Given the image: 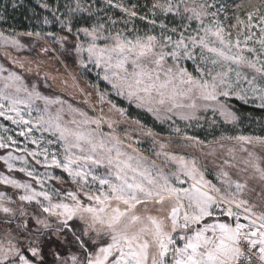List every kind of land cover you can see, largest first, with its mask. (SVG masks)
<instances>
[{"label": "snow or ice", "instance_id": "6c2138e0", "mask_svg": "<svg viewBox=\"0 0 264 264\" xmlns=\"http://www.w3.org/2000/svg\"><path fill=\"white\" fill-rule=\"evenodd\" d=\"M103 2L123 14V28L116 29L119 21L107 12V20L101 19L98 13L105 9L87 0H67L62 6L59 0H37L52 16L42 23L58 25V32H0V55L13 66L0 64V117L20 126L18 137L37 145L35 150L17 148L18 156H0L10 171L19 161L16 170L29 178L0 176V184L22 190L15 208L12 197L0 192V264H264V212L257 215L239 198L246 185L221 168L222 191L194 158L165 152L157 164L136 149L128 151L115 128L128 120L127 109L111 99L114 94L161 122L174 116L203 119L197 113L211 110L235 124L237 116L227 103L233 96L248 103L251 95L264 109V0H150L143 14L136 3ZM137 20L146 27L137 26ZM193 21L196 27L189 31ZM37 48L44 55L74 53L80 68L99 70L111 92L91 83L92 91H86L75 77L71 84L94 113L99 106L96 115L42 95L14 70L39 75L45 63L39 54L35 60L13 55ZM185 61L193 62L195 75ZM35 100H42L44 108L34 109ZM50 105H58L54 113ZM105 105L120 120L107 116ZM132 123L144 131L139 120ZM104 124L110 131L103 130ZM33 130L42 134L39 139ZM125 135L132 139L128 129ZM227 139L238 144L229 154L246 153L245 165L264 181L261 157L254 151L264 152V135ZM9 142L18 145L11 135H0V148ZM26 156L43 171L30 167ZM25 204L33 206L31 211ZM241 209L247 223L241 222Z\"/></svg>", "mask_w": 264, "mask_h": 264}, {"label": "rangeland", "instance_id": "374dc122", "mask_svg": "<svg viewBox=\"0 0 264 264\" xmlns=\"http://www.w3.org/2000/svg\"><path fill=\"white\" fill-rule=\"evenodd\" d=\"M48 2L55 4L56 0H48ZM59 2L62 6L67 2V0H59ZM13 3H15L17 7L13 8ZM26 3L30 5L28 9L30 16L29 20L27 19L26 21H21L17 24L15 23L16 21L14 19H8L12 11L19 7L23 9ZM87 3H94L96 8L105 9L104 12L98 13L101 19L105 21L107 20V16L105 15V12H107L108 14L112 15L114 19L119 21V23L116 25V29L124 27L122 22L123 14L120 13L119 10H109L104 4L103 0H87ZM125 3H136L140 5L141 7L139 11L141 14H143L147 11L143 5L145 3H150V0H125ZM189 3H191V0H189ZM33 7L37 8L35 9ZM61 11H64L63 7H61ZM44 16H48L50 19L52 18L51 13L48 10L39 7L37 0H0V17H2V19H0V32H4L6 35L11 34L14 31L21 32L28 30L58 32V25H44L42 23ZM88 22L91 23V21ZM169 23L170 25L173 23L171 17L169 18ZM174 23L179 24V18H177ZM136 24L141 28L146 27L144 23L139 20L136 21ZM129 27H131V25H129ZM195 27L196 22L193 21L192 27L189 29V31ZM158 31L159 30L157 29V32ZM37 54H39L40 59L45 61V63L41 65V71L39 75H37L35 71L32 73H25L18 68L14 69L25 77V82L29 86L35 83L37 90L44 96H48L50 98L59 97L62 100L72 103L75 107L83 108L89 113V115H96L98 113L99 106H97V112L94 113L89 105H85L83 103V96L80 95L76 89L72 88L71 84L73 82L72 78L75 77L80 87L85 88L86 91H92V89L88 87V83H91L98 84L101 90L108 89L109 92H111L110 85H107L105 81L98 77L97 72L99 70L92 66H90V71L80 68L76 64V57L74 53L72 55H62L60 52L52 50L47 55H44L39 53L38 48L33 52H13L14 56L29 57L33 60L36 59ZM0 64H3L9 69L13 68V66L3 57V55H0ZM184 66H186L189 71L193 72L194 75L196 74L195 66L193 65L192 61H185ZM31 67L35 69V63L32 64ZM45 73L49 74L48 79L44 78ZM3 75H7V73H3ZM64 81H67L68 83L65 84ZM0 86H2V82H0ZM93 97H95V94H93ZM111 99L117 104L118 107L127 109L128 120L116 124L115 128L116 135L123 140L124 146L128 151L136 149V151L141 156L147 158L149 163L151 161H156L157 164L162 162L164 159L163 153L165 152L177 156H185L188 159L194 158L197 161L198 167L201 170H206V179L212 181V183L216 184L217 187H220L222 191L226 188V185H224L221 180L217 178V174L219 173L220 169L223 168L229 173L231 180L238 181L246 185L243 191L239 193V198L248 202L246 206L252 208L253 212H255L257 215H259L261 212H264V181L259 179V175L255 173L251 167H247L245 165L244 160L247 159L246 153L236 151L233 154L235 159H233V155L229 154L228 149L238 148V144L235 140L227 139L229 136L237 135H264V118H255L253 122L258 123L261 126H259L257 129H253L247 125H242V119L239 118V113L236 110L237 104L235 103V100L243 103L246 106L260 108L257 106L259 104L258 100L251 97V95L249 96L248 103H244L243 101L236 99L235 96L229 98L227 103L237 116V122L232 124L225 123L223 118L220 117L219 113H216L215 116H213L211 110L207 112L201 110L197 113V116L203 117V119H193L191 121H187L179 120L174 116L172 120L161 122L156 120L150 113L144 111L143 109L136 108L134 105L129 104L126 100L115 96L114 94H111ZM57 107L58 105H50L49 112L54 113ZM35 108L43 109L44 102L42 100H35L34 109ZM104 109L107 116H110L114 120H120L117 114L108 112L107 105L104 106ZM24 114L25 117L28 118L26 110L24 111ZM37 115L38 113L34 110L32 112V117L35 118ZM133 120H139L144 126V131H140L138 126L132 123ZM173 121H175V123H173ZM0 125H3L9 130L5 134L3 129H0V135H4L5 139L7 135H11L18 141V145L16 146L11 145L9 142V147L0 148V156L6 157L9 152H12L14 156H18L21 153L17 150V148L28 147L33 150L37 148V145L26 141L24 137L17 136L20 126L13 125L11 121L5 120L3 117H0ZM102 127L104 131H110L107 127V124H104ZM175 127H179L181 129L179 134L173 130ZM125 129H128L131 133V140H129L125 135ZM148 130H151L152 135L145 134ZM31 135H34L39 139L42 134L33 130ZM43 135L48 137L47 133H44ZM185 136L195 137L196 141H199L200 143L186 140L184 139ZM161 144L164 145L163 149L161 148ZM129 145H131V147H128ZM254 151L258 156L261 157L260 163L261 166L264 167V152H261L259 148L254 149ZM157 152L162 153V155L157 157ZM26 159L28 160L30 167H35L37 171H43V168L39 165H36L31 157L26 156ZM225 160H228L229 164H225ZM14 164L15 168L10 171L7 165L4 163V160H0V176H7L21 182L29 181V178L25 176L24 173L16 170L21 167L20 162L15 161ZM56 172L59 174V170H56ZM50 183L55 184L54 181ZM182 186L187 187L188 185L184 184ZM36 190H40L39 186H36ZM232 190L235 191V188L233 187ZM0 192L6 193L15 201L12 205H10L11 207L15 208L20 205L18 196L22 194V190L14 189L10 185L0 184ZM25 207L31 211L33 206L25 204ZM3 218L4 214L0 213V221H2ZM0 227H3V225L0 224Z\"/></svg>", "mask_w": 264, "mask_h": 264}, {"label": "trees", "instance_id": "16d2710c", "mask_svg": "<svg viewBox=\"0 0 264 264\" xmlns=\"http://www.w3.org/2000/svg\"><path fill=\"white\" fill-rule=\"evenodd\" d=\"M29 7L30 5L26 3L23 9L20 7L15 9L14 11L11 12V15L8 17V19H14L16 21L15 23L17 24L18 22L26 21L27 19L29 20L30 19L28 13ZM235 103L237 104L236 110L239 113V118L242 119V125H247L248 127H251L253 129H257L259 126H261L258 123H254L253 120L258 117L264 118V109L246 106L243 103L238 102L237 100H235Z\"/></svg>", "mask_w": 264, "mask_h": 264}, {"label": "built area", "instance_id": "2783aa9c", "mask_svg": "<svg viewBox=\"0 0 264 264\" xmlns=\"http://www.w3.org/2000/svg\"><path fill=\"white\" fill-rule=\"evenodd\" d=\"M240 211H241V222L242 223H247V221L243 219V212H242V210H240Z\"/></svg>", "mask_w": 264, "mask_h": 264}, {"label": "crops", "instance_id": "0c3cea01", "mask_svg": "<svg viewBox=\"0 0 264 264\" xmlns=\"http://www.w3.org/2000/svg\"><path fill=\"white\" fill-rule=\"evenodd\" d=\"M153 215H156L157 213H155L154 211L152 212Z\"/></svg>", "mask_w": 264, "mask_h": 264}]
</instances>
